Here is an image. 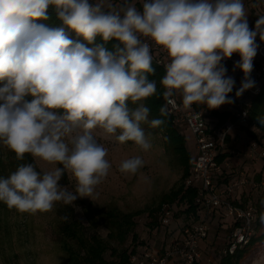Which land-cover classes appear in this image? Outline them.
<instances>
[{"label": "clouds", "instance_id": "9594fccd", "mask_svg": "<svg viewBox=\"0 0 264 264\" xmlns=\"http://www.w3.org/2000/svg\"><path fill=\"white\" fill-rule=\"evenodd\" d=\"M50 6L64 26L93 46L70 39L64 27L36 23L49 19ZM256 35L249 30L243 0H144L141 10L127 0L118 9L110 0H0V81H5L0 142L17 160L30 154L54 166L37 171L34 164H22L0 178V202L36 214L51 211L55 202L93 201L111 168L96 129L121 144L133 141L144 151L151 147L141 127L149 109L128 106L157 90L148 79L155 73L153 56L141 36L169 56L160 84L173 107L171 97L179 92L185 108L195 103L215 109L233 103L227 94L235 81L221 64L233 53L239 54L237 66L245 76L236 95L254 86L248 74L257 54ZM98 37L102 43H96ZM112 40L118 44L110 51L105 45ZM26 95L33 99L25 101ZM160 113L168 115L165 107ZM258 122L264 124V117ZM163 123L150 121L152 127ZM143 165L134 156L119 169L135 175ZM66 171L76 181L75 194L59 184Z\"/></svg>", "mask_w": 264, "mask_h": 264}, {"label": "rangeland", "instance_id": "374dc122", "mask_svg": "<svg viewBox=\"0 0 264 264\" xmlns=\"http://www.w3.org/2000/svg\"><path fill=\"white\" fill-rule=\"evenodd\" d=\"M94 1L95 3L98 2V0ZM110 2L118 9L124 0H110ZM127 2L128 4L132 3L137 8L136 2L142 4L144 0H127ZM243 4L246 8L250 7L249 0H245ZM260 17L264 20V16ZM225 108L230 109L227 103L216 109L222 111L221 109ZM145 125L146 122L142 123L141 127L146 139L151 144L147 151L142 150L133 141L121 144L115 140V137L105 138L101 129L95 130L94 135L97 142L108 149L106 158L109 160L111 168L107 178L97 186L93 201L89 197H77L73 201L75 217L84 216H82V210L85 205L103 211L114 207L124 212L153 207L159 202L163 194L169 192L179 183L181 170L173 161L172 156L165 151L163 136L146 132ZM249 128L253 130V127ZM180 130L191 154H193L195 152L193 136L183 126L180 127ZM250 140H258L264 146V137L252 139L243 128L237 130V136L228 148L229 152L233 150V153L227 155L230 168L227 170L226 176L228 178L246 175L258 184L261 177H264V160L247 155V146ZM6 152L5 149L1 151L5 161ZM134 156L143 159V167L135 175L121 173L120 163L124 159ZM34 163L37 171H49L54 167L42 161L34 160ZM9 170L11 171L8 168ZM10 174V172L7 173L4 178ZM66 176L67 184L60 185L75 194L76 181L70 172L66 171ZM236 196L242 201L241 203L250 202L253 204L256 210L257 205L260 204L264 215V192L261 188L245 186ZM62 204L64 203L55 202L51 211H38L36 214H29L18 212L14 208L9 209L3 202H0V264H67L57 232V224L60 218H58L56 210ZM219 213L221 214L220 217H216L218 213H213L207 219L209 230L207 237L200 244L201 258L197 264H218L220 261V250L226 243L231 222L224 218L221 209ZM256 216H259L258 212ZM134 219V232L138 241L158 248L161 244L167 246L173 237L179 234L180 225L189 221L191 217L178 210L169 218L167 225H158L157 227L148 225L150 217H148L147 212H143ZM259 222L263 224V227L258 228L257 234L264 232V222L261 220ZM98 232L105 236L104 229L100 228ZM108 254L106 257L110 258ZM240 264H264V240L258 241Z\"/></svg>", "mask_w": 264, "mask_h": 264}, {"label": "built area", "instance_id": "2783aa9c", "mask_svg": "<svg viewBox=\"0 0 264 264\" xmlns=\"http://www.w3.org/2000/svg\"><path fill=\"white\" fill-rule=\"evenodd\" d=\"M95 3L94 0H90ZM264 0H259L256 7V17L259 25L248 26L249 30L257 32L255 43L257 54L253 58V68L248 74L255 84L237 96L236 92L245 79L244 73L237 66L240 60L238 53H233L230 58H225L221 64L227 69L226 77H232L235 81L233 90L227 95L233 103L228 111L229 117L224 120L218 116L205 112L202 104H193L191 108H185L182 95L176 92L172 101L168 102L164 97V107L171 116L173 124L185 127L194 139L196 153L192 156L188 174L184 179V186L195 189L194 203L199 207L200 218L179 228V234L168 243L158 248L143 245L137 252L131 254L128 264H195L201 258L200 244L207 237L209 217L221 209L223 216L231 222V229L226 243L220 250L221 255L233 254L238 248L248 243L255 232L256 208L250 202H240L236 194L245 186L259 187L264 192V177L257 184L246 175L228 177L226 173L230 168L229 158L226 156L222 161L218 158L229 152L228 148L237 136V130L243 128L249 119L251 97L260 92V85L264 81ZM143 42L150 46L153 56L152 64L159 67L163 74L166 73V65L169 56L163 48L156 45L149 37H140ZM165 89L163 88V93ZM248 156L264 160V146L258 140H250L247 146ZM264 163V162H263ZM162 225L168 223L172 215L167 204L161 208Z\"/></svg>", "mask_w": 264, "mask_h": 264}, {"label": "trees", "instance_id": "16d2710c", "mask_svg": "<svg viewBox=\"0 0 264 264\" xmlns=\"http://www.w3.org/2000/svg\"><path fill=\"white\" fill-rule=\"evenodd\" d=\"M137 4V9H142V4ZM108 10V9H105ZM48 20H35L36 23L44 24L48 27H64L68 37L74 41L85 43L83 37L78 36L73 30L64 26L57 18L56 11L53 6L48 9ZM260 24V21L254 22ZM96 43H102L100 38H97ZM118 44V41H109L105 47L108 50H114L113 45ZM155 69L154 74H148L150 81L156 82V94L146 99L137 101L136 103L128 102L129 108H137L141 104L149 109L148 121L145 125V130L152 134H161L163 136V145L167 153H169L177 167L181 170L179 183L173 187L169 192L163 194L159 202L153 207H146L142 210L135 211H121L114 207H110L103 211L98 208H92L89 205L83 207V217H75V209L73 205L62 204L58 206L56 213L58 215L57 232L60 240V246L65 252L67 264H128L129 256L137 252V247L149 245L148 243L138 241V237L134 232L135 217L143 212L148 213L150 217L149 226L157 227L162 225L161 220V206L167 204L171 209L172 215L176 211H181L189 215L191 219L183 224L193 223L200 218L199 207L194 203L195 189L185 187L183 182L188 174L189 164L191 161V154L187 149L186 140L182 134L180 127L173 124L170 115L161 116L160 109L164 107L163 87L160 84L164 74L163 71L152 64ZM5 81H0V86H3ZM25 101L30 102L33 97L31 95L25 96ZM141 102V103H140ZM210 114L218 116L224 120L229 117L228 111H218L215 109L209 110ZM264 117V81L260 85V92L251 97V106L249 109V119L243 129L252 138L257 139L264 137V124L258 122V118ZM153 119H162L164 123L158 127H152L150 121ZM249 127H253L251 130ZM259 134V135H258ZM5 149L7 158L4 160L1 151ZM227 156V153L221 155L218 160L222 161ZM34 164V160L30 154H25L23 160H17L15 153L10 151L6 146L0 142V178L6 177L7 173H13L18 166L22 164ZM4 165V166H2ZM62 167V165H58ZM8 168L11 171H8ZM66 172L62 176L59 184H67ZM235 201L234 203H240ZM246 204V203H245ZM255 220V232L250 237V240L243 247L238 248L233 254L221 255L218 264H240L244 257L251 251L252 247L258 242L264 240V232L257 234L258 228H262L261 220L262 210L260 204L257 205ZM181 224L180 227L183 225ZM167 225V224H166ZM102 228L105 230V236H102L98 230ZM109 253V257L106 254ZM197 264V262L195 263Z\"/></svg>", "mask_w": 264, "mask_h": 264}, {"label": "crops", "instance_id": "0c3cea01", "mask_svg": "<svg viewBox=\"0 0 264 264\" xmlns=\"http://www.w3.org/2000/svg\"><path fill=\"white\" fill-rule=\"evenodd\" d=\"M243 2H245V0H243ZM249 2H250V7L251 8L250 7H247V8L245 7L246 19H247L248 26H255V25H258V24H254V22L259 21L258 18L256 17V7L259 5V0H249ZM130 4H132V3H130ZM228 105H229V108H230L231 104H228ZM202 108H203V110L206 113L209 112V110H210V108H208L207 105H205V104H202ZM215 110H217V109L215 108ZM221 110L223 111V110H228V109L225 108V109H221ZM218 111H219V109H218ZM186 146H187L188 151L190 152V149H189L187 143H186ZM193 146H194V149H195V144H193ZM195 153H196V149H195V152L193 154H191V152H190L191 157L193 155H195ZM216 213H218V216H216V217H220L221 214L219 212H216Z\"/></svg>", "mask_w": 264, "mask_h": 264}]
</instances>
